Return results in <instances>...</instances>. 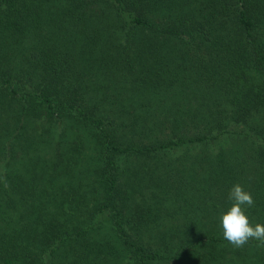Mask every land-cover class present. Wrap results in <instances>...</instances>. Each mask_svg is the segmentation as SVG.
Returning <instances> with one entry per match:
<instances>
[{"label": "trees", "instance_id": "obj_1", "mask_svg": "<svg viewBox=\"0 0 264 264\" xmlns=\"http://www.w3.org/2000/svg\"><path fill=\"white\" fill-rule=\"evenodd\" d=\"M264 0H0V264H264Z\"/></svg>", "mask_w": 264, "mask_h": 264}, {"label": "clouds", "instance_id": "obj_2", "mask_svg": "<svg viewBox=\"0 0 264 264\" xmlns=\"http://www.w3.org/2000/svg\"><path fill=\"white\" fill-rule=\"evenodd\" d=\"M228 199L231 206L220 217L223 238L234 248H242L251 240L264 247V224L250 222L247 210L254 207L255 201L250 192L235 183L229 190Z\"/></svg>", "mask_w": 264, "mask_h": 264}]
</instances>
